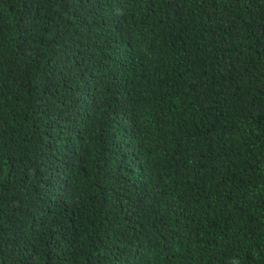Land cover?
I'll return each instance as SVG.
<instances>
[{"label": "trees", "instance_id": "obj_1", "mask_svg": "<svg viewBox=\"0 0 264 264\" xmlns=\"http://www.w3.org/2000/svg\"><path fill=\"white\" fill-rule=\"evenodd\" d=\"M0 264H264V0H0Z\"/></svg>", "mask_w": 264, "mask_h": 264}]
</instances>
